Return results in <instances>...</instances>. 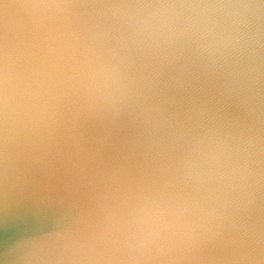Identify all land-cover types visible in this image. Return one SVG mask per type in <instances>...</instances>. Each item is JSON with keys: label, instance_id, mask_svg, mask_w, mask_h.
Listing matches in <instances>:
<instances>
[{"label": "clouds", "instance_id": "obj_1", "mask_svg": "<svg viewBox=\"0 0 264 264\" xmlns=\"http://www.w3.org/2000/svg\"><path fill=\"white\" fill-rule=\"evenodd\" d=\"M0 264H264V0H0Z\"/></svg>", "mask_w": 264, "mask_h": 264}]
</instances>
